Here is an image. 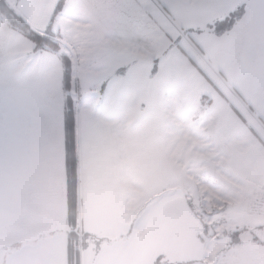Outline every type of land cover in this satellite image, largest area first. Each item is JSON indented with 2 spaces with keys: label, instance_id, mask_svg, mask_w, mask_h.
<instances>
[{
  "label": "crops",
  "instance_id": "1",
  "mask_svg": "<svg viewBox=\"0 0 264 264\" xmlns=\"http://www.w3.org/2000/svg\"><path fill=\"white\" fill-rule=\"evenodd\" d=\"M58 1L7 5L32 30L59 32L72 64L76 224L93 237L80 264H253L238 245L217 260L216 234L203 236L205 222L178 191L180 137L217 146L232 172L260 185L264 143L206 79L189 41L178 42L187 33L264 121V0H63L52 19ZM240 6L222 37L203 30ZM63 95L60 59L35 53L0 14V264H68Z\"/></svg>",
  "mask_w": 264,
  "mask_h": 264
},
{
  "label": "rangeland",
  "instance_id": "2",
  "mask_svg": "<svg viewBox=\"0 0 264 264\" xmlns=\"http://www.w3.org/2000/svg\"><path fill=\"white\" fill-rule=\"evenodd\" d=\"M10 1L2 0L0 7H4L6 4L9 5ZM7 10L9 11V9ZM0 14H2V10H0ZM180 36L178 44L184 46L183 43H188L189 41L196 61L199 62L202 69L210 75L214 83L225 94L223 95L218 90L226 105L230 106V108L233 107L239 117L246 119L245 124L250 123L264 139V127L260 124L256 115L249 111V105L246 104L247 108L239 96L236 97L230 89L224 86L215 71L210 69L205 62V59L196 53L194 47L198 50L199 48L192 39L187 38V33L186 38L182 35ZM62 52L67 54V49L64 47L63 42ZM200 53L202 54L201 51ZM52 55L57 57L56 54ZM72 61L73 68L78 74L77 63L74 59ZM79 66L82 67L81 65ZM209 98L212 99L211 97ZM201 110L202 106L195 112L199 114ZM260 121L264 124L262 119ZM185 132L187 133V131ZM186 133L180 137L183 144L181 145L182 151L180 152L181 159L178 164V171L184 181L180 189L187 191L186 193L190 195V197H187L191 200L200 219L214 231V235L211 238L215 237L216 234V238L211 240V242L214 241V244H212L213 252L222 246L216 256L217 260L229 254L230 244L228 242L230 234L234 231H239L238 240L241 241L232 243H235V246L238 245L236 250H238L240 259L246 257V260H251L256 257V260L253 259V264H264V185L249 183V181L239 178L238 175L230 170L225 155L219 151L217 146L212 145L211 149L207 148L204 150L200 141L197 144L195 143V145H191V141L187 143ZM213 133V130H208L205 134L210 136ZM256 136L258 137L257 134ZM190 146L194 151L191 150ZM130 216L132 218V212H130ZM203 236L208 237L206 232ZM225 245L228 247L225 248ZM240 250L242 253H240ZM210 259L212 260V256Z\"/></svg>",
  "mask_w": 264,
  "mask_h": 264
},
{
  "label": "trees",
  "instance_id": "3",
  "mask_svg": "<svg viewBox=\"0 0 264 264\" xmlns=\"http://www.w3.org/2000/svg\"><path fill=\"white\" fill-rule=\"evenodd\" d=\"M2 0H0L1 2ZM63 0H59L56 9L54 12V16L52 19L57 16L62 9ZM9 9V11L7 10ZM243 7L240 6L236 11L231 12L229 15L214 20L213 22L207 24L203 30H206L208 33L216 36L222 37L224 34L228 33L235 26L236 22L239 20L241 16ZM2 10V15L8 22V25L13 30L20 32L26 38H28L34 44L35 53L48 52L51 54H56L57 57L61 61L62 65V86H63V131H64V145L66 150V173H67V201H68V223L70 225L67 233L68 238V264H80V255L81 250L84 245V241L86 239H92L93 237H89L86 234H83L79 231L76 224L77 217V207H78V192H79V178H78V149H77V141H76V92L72 84V64L68 57V55L62 52V42L61 35L59 32H55L51 26L46 28L44 31H34L28 25H26L18 16H16L15 12L6 4L4 7H0ZM11 18H10V17ZM197 49V48H196ZM201 51V50H200ZM197 49L196 53L203 58L202 54ZM196 60V58H195ZM196 63V62H194ZM198 68L202 71L206 79L210 81V84L217 87L214 81L211 79L208 73L203 72L201 66L198 65ZM231 109L234 110L233 107ZM245 123L246 119L244 117H240ZM260 124L264 127V124L258 119ZM249 129H251L254 134L258 135L260 141L264 139L261 135L254 129V127L248 123L246 124ZM168 191L160 193L153 201H157L162 198ZM208 225L204 226V232L208 233L209 230ZM238 232L234 231L230 234L229 244L230 247L235 246L234 241L238 242ZM126 238V237H122ZM237 239V240H236ZM228 247V246H226ZM156 262L155 264H158Z\"/></svg>",
  "mask_w": 264,
  "mask_h": 264
},
{
  "label": "water",
  "instance_id": "4",
  "mask_svg": "<svg viewBox=\"0 0 264 264\" xmlns=\"http://www.w3.org/2000/svg\"><path fill=\"white\" fill-rule=\"evenodd\" d=\"M178 191H179L180 193H183L184 195L186 194V192L183 191L182 189H178ZM208 235H209V236H213V235H214V231H213L212 228H210V227H209V230H208Z\"/></svg>",
  "mask_w": 264,
  "mask_h": 264
}]
</instances>
